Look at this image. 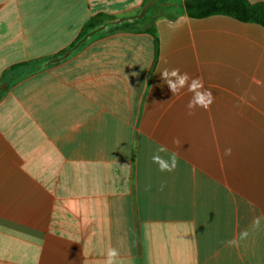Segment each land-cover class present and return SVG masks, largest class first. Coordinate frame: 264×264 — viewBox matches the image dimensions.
<instances>
[{"label": "crops", "instance_id": "1", "mask_svg": "<svg viewBox=\"0 0 264 264\" xmlns=\"http://www.w3.org/2000/svg\"><path fill=\"white\" fill-rule=\"evenodd\" d=\"M98 14L111 19L61 56ZM165 68L214 103L187 115ZM161 145L173 172L152 162ZM257 216L263 26L192 18L185 0H0V264H104L110 247L122 264H264Z\"/></svg>", "mask_w": 264, "mask_h": 264}, {"label": "clouds", "instance_id": "2", "mask_svg": "<svg viewBox=\"0 0 264 264\" xmlns=\"http://www.w3.org/2000/svg\"><path fill=\"white\" fill-rule=\"evenodd\" d=\"M186 17H178L175 21H168L166 18H161L157 21V24H167L173 31H178L185 26ZM161 79L169 87L173 96H179L183 90H187L188 93H191V98L186 104L188 109L187 115L191 116L195 113L197 108L208 110L210 106L214 103L215 97L210 89L204 87L202 78L200 77H191L187 72H181L179 68H165L160 72ZM237 83L239 80L237 79ZM241 101H244V97H240ZM254 99V97H253ZM246 102V101H244ZM172 144L179 146L178 138H173ZM169 149L161 145L157 151L152 155L151 159L154 164L158 166L160 172H173L178 166V153L171 152L167 159L160 155V153H168ZM232 154L231 147L225 148L224 156H230ZM150 185L146 186L145 190H150ZM164 185H160V190L163 191ZM262 221L264 217L257 216L253 219L251 230L260 231L262 230ZM249 229L243 230L238 237H235L231 240L226 241V244L229 247H239L241 241L248 239L250 235ZM120 253L116 248H108L104 264H122V261L119 259Z\"/></svg>", "mask_w": 264, "mask_h": 264}, {"label": "trees", "instance_id": "3", "mask_svg": "<svg viewBox=\"0 0 264 264\" xmlns=\"http://www.w3.org/2000/svg\"><path fill=\"white\" fill-rule=\"evenodd\" d=\"M186 13L192 18H205L212 15H225L246 23H256L264 27V2L253 3L249 0H185ZM111 19L107 14H98L92 17L83 26L75 42L61 52L60 55H67L71 50L84 42L91 30L103 21ZM148 32L156 37L154 27ZM24 64L22 66H25ZM19 66H13L15 69Z\"/></svg>", "mask_w": 264, "mask_h": 264}, {"label": "rangeland", "instance_id": "4", "mask_svg": "<svg viewBox=\"0 0 264 264\" xmlns=\"http://www.w3.org/2000/svg\"><path fill=\"white\" fill-rule=\"evenodd\" d=\"M62 56V55H61ZM37 62H34V67H36Z\"/></svg>", "mask_w": 264, "mask_h": 264}]
</instances>
